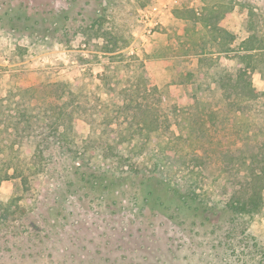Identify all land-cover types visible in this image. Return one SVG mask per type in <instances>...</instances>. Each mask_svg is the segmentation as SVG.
I'll list each match as a JSON object with an SVG mask.
<instances>
[{
  "label": "rangeland",
  "instance_id": "obj_1",
  "mask_svg": "<svg viewBox=\"0 0 264 264\" xmlns=\"http://www.w3.org/2000/svg\"><path fill=\"white\" fill-rule=\"evenodd\" d=\"M231 1L236 6L223 23L236 46L249 34L250 9L256 29H264V0ZM203 2L0 0V178L11 166L0 180V200L20 206L14 217L0 218V264H264V193L252 216L224 206L250 165L264 167V95L246 111L221 98L233 52L206 53L197 67L192 43L201 26L175 11L200 10ZM151 6L157 22L147 32L141 15ZM99 17L119 36L115 52L103 51L104 40L89 27ZM176 56L194 76L171 85V101L203 98L212 144L196 150L202 164L155 165L145 144L173 136L174 126L127 139L112 156L101 151L110 134H122V118L106 124L76 117L58 129L67 143L57 138L50 104L72 96L91 111L115 101L118 72L128 62L147 85L161 86L171 81ZM250 80L264 93L258 72ZM66 82L74 95L63 90Z\"/></svg>",
  "mask_w": 264,
  "mask_h": 264
},
{
  "label": "trees",
  "instance_id": "obj_2",
  "mask_svg": "<svg viewBox=\"0 0 264 264\" xmlns=\"http://www.w3.org/2000/svg\"><path fill=\"white\" fill-rule=\"evenodd\" d=\"M148 1L136 0L139 6L145 5ZM233 6L234 3L231 0L224 3L220 0H207L199 13L193 9H177L175 15L192 21L193 25L195 23L201 25V29L197 32L198 37L193 39L192 43L198 55L199 70L204 60L202 55L233 52L234 64L231 77L220 80L218 93L229 104H234L246 111L251 108L252 101L264 95L263 92L254 88L250 80V74L253 71L259 72L264 80V29L259 31L256 29L253 19L254 12L250 9L248 12L249 34L236 46H232L235 35L220 26L218 22ZM103 19L102 17L95 18L89 27L93 29L94 35L104 40L100 47L103 51L115 52L122 44L116 32L110 28H104ZM18 49L20 56L24 55L25 49L22 47ZM174 59L175 69L171 81L161 86L147 85L146 80L137 73L138 65H131L128 62L125 67L122 65V69L118 72L117 84L120 90L115 101L104 102L100 107H93L91 111L75 102L72 96L60 104H50L49 123L57 138L64 144L67 143L66 132H59L58 129L61 125H71L76 117H82L90 123L106 124L122 118L126 122L122 134L117 138L110 134L101 151L104 156H112L118 145L127 139H130L128 141L140 137L149 139L150 134L164 133L174 126L176 133L172 130L173 136L164 138L156 136L151 145L150 142L145 144L151 147L149 154L154 159L155 165L170 166L177 159L183 164H186L187 160L202 164L205 156L198 154L196 150L201 149L205 152L207 146L212 144L207 120L202 110L203 98L202 96L197 97L192 103L182 106L171 101V85L190 83L194 76L193 72L181 69L179 57ZM63 90H68V94L74 95L75 93L73 84L69 82L64 84ZM19 114L23 116L26 124H29L30 121L25 119L24 113L20 111ZM185 155L188 157L186 158ZM9 167L11 166L6 167L0 180L10 177L7 174ZM247 169L248 175L245 180L240 182L239 187L228 196L224 201V206L235 214L252 216L261 209L263 203L264 167L257 170L250 165ZM19 207L17 199H12L8 203L0 200L1 220L14 217Z\"/></svg>",
  "mask_w": 264,
  "mask_h": 264
},
{
  "label": "built area",
  "instance_id": "obj_3",
  "mask_svg": "<svg viewBox=\"0 0 264 264\" xmlns=\"http://www.w3.org/2000/svg\"><path fill=\"white\" fill-rule=\"evenodd\" d=\"M157 10L156 6H151V7H146L145 9H143L142 11V22L145 23V27L147 32H150L151 28L155 25V23L157 22L154 18H150L151 14ZM148 28V29H147ZM132 52V51H131Z\"/></svg>",
  "mask_w": 264,
  "mask_h": 264
},
{
  "label": "crops",
  "instance_id": "obj_4",
  "mask_svg": "<svg viewBox=\"0 0 264 264\" xmlns=\"http://www.w3.org/2000/svg\"><path fill=\"white\" fill-rule=\"evenodd\" d=\"M203 4H204V2H203ZM203 4H202V6H203ZM201 6V7H202ZM236 5H234L233 7H235ZM201 7H200V10H201ZM254 8V7H253ZM181 9H184V8H180L179 10H181ZM233 9V8H232ZM255 10H257V8H254ZM196 10V12L197 13H199L200 12V10H197V9H195ZM230 13L229 12H227L226 13V15H224L220 20H219V22H218V24L220 25V26H222V27H224V28H226L227 30H229L230 32H232L231 30H230V28L228 27V26H226V25H224V23H223V21L225 20V18H226V16H228ZM178 18H182V17H178ZM182 19H185V18H182ZM185 20H187V19H185ZM196 24H198L199 26H201L200 25V23H196ZM233 33V32H232ZM234 34V33H233ZM235 35V34H234ZM246 37V36H245ZM244 37V38H245ZM243 39V38H242ZM241 39V40H242ZM235 40V39H234ZM240 42V40L237 42V44ZM236 44V45H237ZM234 45V41H233V43H232V46ZM213 54H215V53H213ZM177 57H179V56H176L175 58H177ZM180 58V57H179ZM233 64H234V60H233ZM197 67H199V62H198V59H197ZM254 72H257V71H253L252 73H254ZM259 73V72H258ZM260 75V74H259ZM261 77V76H260Z\"/></svg>",
  "mask_w": 264,
  "mask_h": 264
}]
</instances>
